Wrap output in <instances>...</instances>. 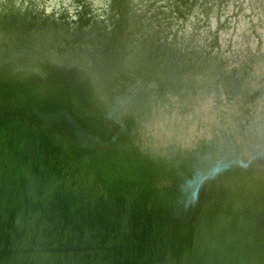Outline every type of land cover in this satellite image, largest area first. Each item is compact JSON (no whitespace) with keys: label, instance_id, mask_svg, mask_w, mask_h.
I'll use <instances>...</instances> for the list:
<instances>
[{"label":"water","instance_id":"95a60500","mask_svg":"<svg viewBox=\"0 0 264 264\" xmlns=\"http://www.w3.org/2000/svg\"><path fill=\"white\" fill-rule=\"evenodd\" d=\"M170 1L0 0V264H264V0Z\"/></svg>","mask_w":264,"mask_h":264},{"label":"rangeland","instance_id":"374dc122","mask_svg":"<svg viewBox=\"0 0 264 264\" xmlns=\"http://www.w3.org/2000/svg\"><path fill=\"white\" fill-rule=\"evenodd\" d=\"M103 1L107 2L108 5L109 0H36V9L40 7L43 10V14L48 17V19L45 20V23L46 25L53 26L49 27L50 29L54 27H56L57 29H62V27H68L67 29L71 31L77 27H80L81 30L86 31V33H91V35H94L95 31L93 21L98 22V24H101L100 22L103 20L106 23L107 30L109 31L111 29L110 24H108L107 15L103 13V11L107 8V5H104ZM151 2L154 4H162L163 8H165L164 4H166V0H151ZM169 2L171 1L169 0ZM193 7V13L196 11V16L203 18V14L201 12V9L199 11L198 5L195 4ZM38 17L41 18L42 16L38 15ZM198 17H195L194 15L190 14L189 20H192L196 23H201L202 21H199ZM80 18L89 19L87 23H84L82 19L80 21ZM215 22L216 18L212 17V28H214ZM79 23H81V26L78 25ZM38 24V19L37 21H28L25 19V22L23 23L25 32H33L38 27L42 26H38ZM52 33L53 31H49V34ZM137 34L138 35H135L138 36L140 39L143 37V35H141V32H138ZM155 44L156 43H154L153 46ZM197 53L203 54L204 52L199 51Z\"/></svg>","mask_w":264,"mask_h":264}]
</instances>
